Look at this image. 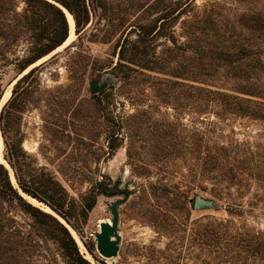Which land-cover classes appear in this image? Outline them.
I'll return each instance as SVG.
<instances>
[{"label": "rangeland", "instance_id": "374dc122", "mask_svg": "<svg viewBox=\"0 0 264 264\" xmlns=\"http://www.w3.org/2000/svg\"><path fill=\"white\" fill-rule=\"evenodd\" d=\"M157 1L86 0L88 24L78 35L74 23L72 38L29 68L37 70L21 83L22 93L16 97L22 108L10 133L20 139L21 148L36 166L46 168L67 190L73 205L71 221L79 232L49 206L25 197L65 225L81 255L92 264L177 261L176 252H157L165 248L169 232L161 230L159 221L152 218L153 207L171 210L167 216L177 222L186 221L187 228L194 220L210 215L232 219L237 226L264 229V209L246 205L251 212L229 216L226 199L218 200L211 193L210 182L200 175L208 141L232 145L237 141L242 150L243 146H250L254 152L262 151L264 121L234 115L218 117L214 111L220 109L213 106L217 104L208 102L212 106L205 110L204 98L195 101L189 97L193 91L190 85L232 92L237 80L214 57L224 45L235 46L242 41L243 14L264 13V0H191L187 14L170 27L166 24L178 49L164 37L156 41L157 51L164 54L168 47L174 48L175 60L170 63L177 64L183 78L144 71L152 78L140 74L129 84L113 70L118 60L117 44L129 33L131 39L135 37L129 31L133 25L156 17L157 12L151 10ZM3 5L7 8L5 23L12 30L16 23L13 13L22 14L26 5L22 0H4ZM63 8L67 17L68 11ZM68 25L70 29L69 21ZM32 33L23 29L12 44L0 37V112L12 96L14 83L24 74L18 75L17 68L29 54L33 40L30 35L35 34ZM248 40L256 43L254 37ZM103 77L108 79L106 89L90 94L89 82ZM174 81L183 85H175ZM163 88L170 94L166 103V96L161 94ZM174 88L182 92L179 99ZM4 116L6 119L7 112ZM163 132H167L166 138H161ZM110 142L118 145L113 151L109 149ZM4 149L3 141V158ZM3 158L1 155L0 161L6 164L15 183ZM100 182L109 183L111 190L97 194L95 205L83 221L81 207L89 190ZM185 185L195 186L189 198L200 194L213 198L217 205L197 210L188 200L187 204L176 201L171 204L174 208H169L162 187L182 191ZM124 191L129 197L119 206L118 255L103 259L96 251L94 233L99 230L100 221L110 218L109 202L121 198ZM248 195L244 201L250 198ZM38 243L34 248L39 256L33 264H72L55 240L40 238ZM179 249V264H193L190 248L184 244Z\"/></svg>", "mask_w": 264, "mask_h": 264}, {"label": "trees", "instance_id": "16d2710c", "mask_svg": "<svg viewBox=\"0 0 264 264\" xmlns=\"http://www.w3.org/2000/svg\"><path fill=\"white\" fill-rule=\"evenodd\" d=\"M22 1L26 7L20 15L13 13L16 23L10 30L4 17L7 8L3 5L4 0H0L1 38L10 40L9 43L12 44L16 35L23 29L35 33L30 35L33 40L29 54L19 63L18 75L68 38L67 17L56 3L72 15L76 34L80 35L89 22L86 0ZM190 2L191 0H158L151 10L157 12L156 17L133 25L129 31L133 32L135 37L131 39L129 33L118 42V60L113 66L116 75H120L121 79L129 84L140 74L152 78L146 72L183 78L177 64L172 66L170 63L175 60L174 48L168 47L167 54H164L163 51H157L156 41L164 37L178 49L173 34L167 32L166 24L169 23L170 27L187 14ZM241 19L244 36L242 41L235 46L224 45L214 57L219 61L220 67L231 72V78L237 80L236 86L229 92L190 85L193 91L189 92V97L195 101L204 98L205 110L212 106L208 102L217 104L213 106L220 109L214 111L218 117L234 115L264 121V13L243 14ZM248 37H254L256 43H249ZM36 70L37 68L33 67L16 80L12 96L0 112V131L5 144L4 159L15 179L13 183L8 167L0 161V264H33L38 260L39 254L34 247L39 245L40 238L55 240L63 256L72 264H92L81 255L67 227L51 213L25 197L30 196L49 206L79 232L78 227L71 221L73 214L70 210H73V205L67 190L46 168L36 166L32 157L21 148L20 139H14L10 133L17 120L16 114L22 108L16 99L22 93L19 91L21 83ZM174 84L183 85L179 81H174ZM177 90L178 88H174L176 98L179 99L182 92ZM166 93L163 88L161 94L166 96L163 101L165 103L170 97V94ZM173 98L176 99L175 96ZM106 103L110 105L109 102ZM5 112L8 114L6 119ZM161 134V138H166L167 132ZM108 146L111 151L118 147L113 142ZM205 146L206 154L201 159L200 175L210 182L211 193L218 200L226 199L224 201L227 214L242 216L253 208L264 209V146L260 152L252 151L250 146H243L242 150V145L237 141L234 145L208 141ZM185 186L186 189L182 191H171L163 186L166 202L170 205L176 201L187 204L189 194L195 186ZM110 188L109 183L100 182L99 186L89 190L80 210L83 221L87 212L95 205L97 194L109 192ZM247 193L250 198L244 201ZM246 205L252 209H246ZM169 208L174 207L171 205ZM169 211L171 210L155 207L150 210L152 218L159 221L160 229L169 232V241L165 248L157 252H176L178 258L177 261H172V264H179L181 261L179 248L184 244L193 253V264H264V229L237 226L232 219H217L210 215L194 220L193 225L187 228L186 221L177 222L174 218L170 219L167 216ZM87 248L92 253V248Z\"/></svg>", "mask_w": 264, "mask_h": 264}, {"label": "water", "instance_id": "95a60500", "mask_svg": "<svg viewBox=\"0 0 264 264\" xmlns=\"http://www.w3.org/2000/svg\"><path fill=\"white\" fill-rule=\"evenodd\" d=\"M56 5H58L60 8L62 7L58 3H56ZM65 11L67 10L65 9ZM35 63H33L32 65H34ZM32 65H30L24 71V74L25 72H27V70H29V68ZM107 86H108L107 77H103L102 79L95 78L89 82L90 94H97L103 91L104 89H106ZM2 143H3V140H2ZM2 158H3V151H2ZM3 160L5 161L4 158ZM128 197H129L128 191H124L122 192L121 198H117L109 202L108 207L110 211V218L100 221L99 230L94 233L96 251L98 252L99 256L103 259H114L118 255L119 243L121 239L118 233L119 231V227H118L119 206L124 204L126 200L128 199ZM30 198L34 199L32 197ZM189 201L192 202L193 208L197 210L198 209H211L217 205V202L213 198L203 197L200 194H195L192 198L189 199Z\"/></svg>", "mask_w": 264, "mask_h": 264}, {"label": "bare ground", "instance_id": "6f19581e", "mask_svg": "<svg viewBox=\"0 0 264 264\" xmlns=\"http://www.w3.org/2000/svg\"><path fill=\"white\" fill-rule=\"evenodd\" d=\"M67 18H68V21H69V24H70V29H69V35H68V38L64 41V43L60 46H58L56 49H59L61 48L66 42H68L72 36H73V27H74V21H73V18L71 16V14H68L67 13ZM39 61V60H38ZM2 148H3V143H2V138L0 136V159H1V155H2Z\"/></svg>", "mask_w": 264, "mask_h": 264}]
</instances>
